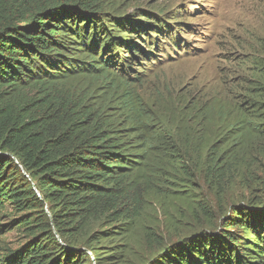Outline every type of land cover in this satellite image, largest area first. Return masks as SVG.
<instances>
[{"label":"trees","instance_id":"1","mask_svg":"<svg viewBox=\"0 0 264 264\" xmlns=\"http://www.w3.org/2000/svg\"><path fill=\"white\" fill-rule=\"evenodd\" d=\"M122 1L0 0V216L26 237L0 264H124L139 232L133 264H264V73L145 98L121 62L170 25ZM164 198L211 228L168 242Z\"/></svg>","mask_w":264,"mask_h":264},{"label":"rangeland","instance_id":"2","mask_svg":"<svg viewBox=\"0 0 264 264\" xmlns=\"http://www.w3.org/2000/svg\"><path fill=\"white\" fill-rule=\"evenodd\" d=\"M121 7L127 12L139 7L153 10L163 24L170 25L162 33H151L153 37H136L138 45L151 49L152 55L138 53L141 61H132L126 50L129 57L121 62V71L139 78L137 86L145 98L157 90L174 97L205 90L237 102L253 78L264 73V68L256 67V61L264 65V0H126ZM261 169L258 174L264 180V165ZM231 196L234 200L248 197L240 186ZM158 202L157 211L151 209L143 222L155 226L168 242L211 228L186 210L182 215L183 208L169 198ZM10 223V217L0 216V257L26 241L22 230L9 229ZM142 237V232L134 234L135 245L124 264H133L146 253Z\"/></svg>","mask_w":264,"mask_h":264}]
</instances>
